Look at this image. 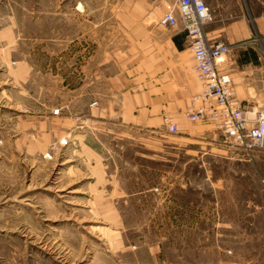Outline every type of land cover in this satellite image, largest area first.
I'll return each mask as SVG.
<instances>
[{"label":"rangeland","instance_id":"rangeland-1","mask_svg":"<svg viewBox=\"0 0 264 264\" xmlns=\"http://www.w3.org/2000/svg\"><path fill=\"white\" fill-rule=\"evenodd\" d=\"M204 1L212 25L264 15V0ZM126 2L0 0V264H264V149L65 106L81 78L65 38L118 36Z\"/></svg>","mask_w":264,"mask_h":264},{"label":"crops","instance_id":"crops-1","mask_svg":"<svg viewBox=\"0 0 264 264\" xmlns=\"http://www.w3.org/2000/svg\"><path fill=\"white\" fill-rule=\"evenodd\" d=\"M170 2L127 0L119 17L111 21V32H118V36L93 39L91 50H86L90 35L66 37V53L73 57L80 53V60L70 64L69 74L79 71L81 78L76 85L65 78V87L72 93L65 106L86 99L87 112L96 119L150 132L166 131V119H170L178 133L191 135L186 111L194 97L201 94L202 85L186 33L181 28L160 27L154 20ZM211 23L205 26L207 37L211 41L227 40L232 45L218 61L217 70L229 74L241 106L264 108V63L260 55L264 48V15L250 20L242 17L227 26ZM77 43L79 51L75 50ZM196 127L211 129L205 123Z\"/></svg>","mask_w":264,"mask_h":264},{"label":"built area","instance_id":"built-area-1","mask_svg":"<svg viewBox=\"0 0 264 264\" xmlns=\"http://www.w3.org/2000/svg\"><path fill=\"white\" fill-rule=\"evenodd\" d=\"M211 18L204 0H172L158 19L160 26L180 27L186 33L202 85V92L194 97L186 117L191 122L211 125L235 148L264 149V108L241 106L229 74L217 70L218 61L230 52L232 45L226 40L211 41L207 37L205 26ZM260 55L264 58V48L260 49ZM166 123L168 131H178L170 119H166Z\"/></svg>","mask_w":264,"mask_h":264}]
</instances>
